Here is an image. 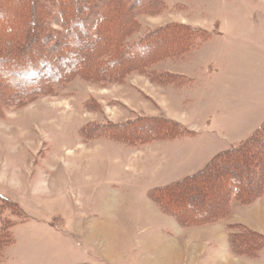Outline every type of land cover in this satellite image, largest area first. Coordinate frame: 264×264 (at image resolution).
<instances>
[{
  "label": "rangeland",
  "instance_id": "obj_1",
  "mask_svg": "<svg viewBox=\"0 0 264 264\" xmlns=\"http://www.w3.org/2000/svg\"><path fill=\"white\" fill-rule=\"evenodd\" d=\"M160 1L158 13L136 15L138 30L127 41L182 24L200 31L188 50L118 82L76 76L56 83L51 94L11 106L0 118V193L12 202H0V227L11 239L0 264H140L136 249L147 237L149 254L164 247L188 255L182 264H264V249L255 257L235 254L229 241L211 239L202 225L179 224L150 196L196 173L193 167L204 169L264 125V0ZM142 117H167L185 132L129 143L96 129ZM39 180L44 193L36 196ZM257 200L256 208H264V193ZM238 204L231 203L230 222L246 218L232 214ZM99 207L115 213L136 241L122 251L121 263L102 257L120 252L110 247L107 229L95 247L71 227L73 215ZM168 252L160 260L166 255L165 264H173Z\"/></svg>",
  "mask_w": 264,
  "mask_h": 264
},
{
  "label": "trees",
  "instance_id": "obj_2",
  "mask_svg": "<svg viewBox=\"0 0 264 264\" xmlns=\"http://www.w3.org/2000/svg\"><path fill=\"white\" fill-rule=\"evenodd\" d=\"M160 5V0H0V118L11 106L51 94L56 83L76 76L118 82L188 50L190 37L200 31L182 24H168L127 41L138 30L136 15L158 13ZM105 128L109 136L129 143L185 132L167 117H142L110 129L99 125L98 134ZM263 193L264 125L242 144L219 153L204 169L154 188L150 196L179 224L194 226L228 216L233 200L250 205ZM0 202L12 203L1 193ZM227 231L235 254L255 257L264 249V235L244 224H230ZM8 236L0 227V252L11 243Z\"/></svg>",
  "mask_w": 264,
  "mask_h": 264
},
{
  "label": "crops",
  "instance_id": "obj_3",
  "mask_svg": "<svg viewBox=\"0 0 264 264\" xmlns=\"http://www.w3.org/2000/svg\"><path fill=\"white\" fill-rule=\"evenodd\" d=\"M208 159L205 160L204 164H207ZM197 172L202 170L199 169V166H195L193 167ZM194 169V170H195ZM193 170V171H194ZM175 172V171H174ZM37 182V181H36ZM34 192L36 196H41L44 193V185H42V182H40V180L36 183V185L33 186ZM259 200L255 201L254 203H252L251 205H241L238 204L236 206H232V214L238 213L241 214L243 213L242 216H246V218L244 219H238V220H234L232 222H230L229 220H219L213 223H208L205 224L204 226H200L202 229H205V233L209 234L211 239L215 238L217 241H221V239H224V241L228 242V231H227V226L230 224H236V223H241L244 224L246 226H248L249 228L253 229L254 231H257L261 234L264 235V208H256L257 207V202ZM246 207V210H243V207ZM100 208V209H99ZM97 208L98 213L94 210V214H91L92 212L88 213V212H83L84 210H80L81 214L77 215H73V224L71 227L75 228V230L78 232V234L81 235L82 240L87 243L86 241H88V243L91 241L96 242V244L93 246L97 247V245H99L101 243V238H100V230L103 229H107V232H105V235H107V237L109 238V240H112L113 244H109L111 245L110 247H112V249L116 250V247L118 245V247L120 248V252L117 253L115 255L114 252L110 253V256L113 255V258H106L105 255H102V257L111 263H121V262H116V260L118 261H122V251L129 246V243H133V241L136 243V241L134 240V236L132 237L128 230L129 228H126V226L120 225L118 224V216L111 212V210L109 208H103V207H99ZM252 217V218H251ZM249 218H251V220L249 221ZM225 219V218H224ZM229 219V218H228ZM173 223H176V225L179 227V225L177 224V222H175L174 220H172ZM171 223V222H170ZM198 226V228H200ZM88 229H91V235L90 233L87 231ZM98 230L99 235H97L94 231ZM110 230V231H108ZM94 232V233H93ZM131 237H130V236ZM104 237V236H103ZM149 238H144L141 239V246L137 247V251L140 252L139 255V261L140 264H165V258L166 255L164 257V262H161L160 260V256L164 253V252H168L166 250V248L163 247V249H159L161 251L158 250L157 253H152L149 254ZM158 239H160V237L156 238L155 240H153L154 244L156 241H158ZM177 240V238H171L170 240ZM169 240V241H170ZM172 240V241H173ZM111 242V241H110ZM178 242V240H177ZM180 242V240H179ZM144 244H146L144 246ZM148 244V245H147ZM120 245V246H119ZM99 247V246H98ZM146 248V249H145ZM146 250V251H145ZM133 253V251H132ZM136 253V252H135ZM171 253V254H170ZM177 253H172V252H168V257L170 259V261L173 264H182L181 260H182V256H184V259L188 258V255H182L180 256ZM108 257V256H107ZM190 259V258H189ZM192 259V258H191ZM160 260V261H159ZM194 260V259H193ZM171 264V263H170Z\"/></svg>",
  "mask_w": 264,
  "mask_h": 264
}]
</instances>
